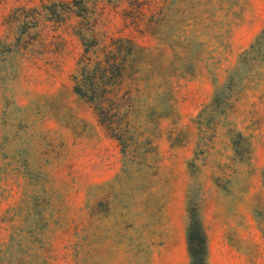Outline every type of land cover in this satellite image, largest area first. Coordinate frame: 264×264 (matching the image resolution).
<instances>
[{"label": "rangeland", "instance_id": "1", "mask_svg": "<svg viewBox=\"0 0 264 264\" xmlns=\"http://www.w3.org/2000/svg\"><path fill=\"white\" fill-rule=\"evenodd\" d=\"M91 9L102 29L143 46L151 109L142 106L136 127L150 151L127 162L72 92L74 0H0V264H189L191 187L209 264H264V62L218 117L208 148L197 127L215 84L264 26V0Z\"/></svg>", "mask_w": 264, "mask_h": 264}, {"label": "trees", "instance_id": "2", "mask_svg": "<svg viewBox=\"0 0 264 264\" xmlns=\"http://www.w3.org/2000/svg\"><path fill=\"white\" fill-rule=\"evenodd\" d=\"M101 1L74 0L75 18L79 20L75 33L81 51L70 75L72 92L93 109L99 123L120 145L123 158L127 162L139 163L150 151L148 139L141 138L136 127L137 118L143 113L142 106L151 109L142 98L139 78L144 69L140 60L145 54L134 36L118 30L109 33L99 26L101 12L91 8ZM263 62L264 26L248 48L239 53L224 82L215 84L211 103L199 113L197 127L203 147H209L218 117L225 114L245 81L256 77ZM195 163L196 158L189 167ZM191 189L186 195L185 232L189 264H209L201 200L190 194Z\"/></svg>", "mask_w": 264, "mask_h": 264}]
</instances>
